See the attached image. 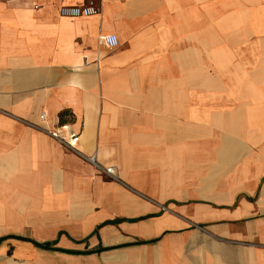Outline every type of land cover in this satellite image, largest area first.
<instances>
[{
  "label": "crops",
  "instance_id": "1",
  "mask_svg": "<svg viewBox=\"0 0 264 264\" xmlns=\"http://www.w3.org/2000/svg\"><path fill=\"white\" fill-rule=\"evenodd\" d=\"M83 3L0 0V264H264V0Z\"/></svg>",
  "mask_w": 264,
  "mask_h": 264
},
{
  "label": "built area",
  "instance_id": "2",
  "mask_svg": "<svg viewBox=\"0 0 264 264\" xmlns=\"http://www.w3.org/2000/svg\"><path fill=\"white\" fill-rule=\"evenodd\" d=\"M60 15L70 18L77 17H89L94 15H99L101 13V5L99 0H84V3L81 5H73V6H63L60 8ZM99 44L106 46L108 48H114L119 45V38L116 34H101L99 36ZM41 119H46V114H41ZM62 128H66L62 126ZM49 134L64 143L68 148L76 150V143L80 139V135L75 132H71L69 138L63 137L59 133V129L49 130ZM86 159L95 166H99L95 156H86ZM104 173L111 177L116 178V169L115 167H105L103 168Z\"/></svg>",
  "mask_w": 264,
  "mask_h": 264
}]
</instances>
